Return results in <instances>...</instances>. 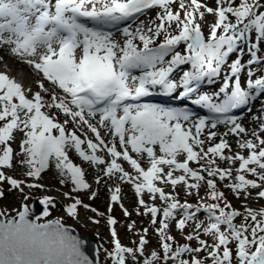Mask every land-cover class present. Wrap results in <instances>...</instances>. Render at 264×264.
Wrapping results in <instances>:
<instances>
[{"label":"snow or ice","instance_id":"snow-or-ice-1","mask_svg":"<svg viewBox=\"0 0 264 264\" xmlns=\"http://www.w3.org/2000/svg\"><path fill=\"white\" fill-rule=\"evenodd\" d=\"M214 4L209 7L201 0H0V50L6 48L39 77L35 81L38 90L33 92L0 72V169L13 168V160L20 156L19 162L27 165L24 175L38 179L54 163L62 177L59 183H70L71 192H79L90 186L85 172L69 158L68 151L74 149L82 161L106 165L104 176L130 184L144 209L137 214H150L151 223L159 224L156 231L163 255L152 251L143 264H155L160 259L165 264L169 260L173 264H206L196 256L182 258L202 251L207 252L211 264H264V208L246 207L243 213L232 209L216 184L217 177L220 181L231 178L224 186L238 198L242 192L250 194L249 189H259L257 196L264 198V138L253 131L254 140L237 142L239 149L247 150L246 156L239 152L226 156L225 150L231 151L226 140L211 144L214 131L208 132L207 141L201 136L218 122L230 123L231 134H244L246 129L241 124L229 118L209 125L204 117L194 118L182 107L144 102L159 91L169 99H190L210 113L227 114L250 103L253 95L264 94V75L252 79L253 70L246 69L239 57L247 50L248 65L264 61L255 42H264V0H214ZM154 8L159 9L155 20H142L135 28L130 24L123 27L120 39L106 30L135 21ZM206 14L213 18L207 36L202 30ZM161 36L163 40L158 42ZM180 45L184 47L178 50ZM232 53L237 57L229 63ZM186 65L191 70H184ZM225 66L227 72L218 91L200 92L203 83H215ZM45 82L51 87H45ZM60 115L65 117L63 123ZM89 117L98 119L94 124ZM69 123L77 129L69 131ZM101 129L106 130L104 135ZM259 130L264 132V124ZM16 133L21 135L19 152L11 146ZM216 158L238 161L239 166L234 170L221 168ZM190 162L199 164V170L190 167ZM123 163L132 171H126ZM249 175L255 179L247 178ZM5 182L9 191L21 193L24 186L43 187L26 184L24 179L0 170V183ZM158 184L173 189L181 185L187 195L192 190L198 193L203 186L214 202L195 206L180 203ZM119 193V187L111 191L112 202H120ZM145 193L152 200L158 195L165 206L160 209L146 204ZM64 196L69 197V193ZM95 196L92 192L89 199ZM70 198L73 202L65 208L69 217L78 216V206L103 215L79 198ZM39 202L44 205L43 216H47L52 198L44 196ZM108 210L111 212V204ZM201 210L206 220H197ZM124 215H130L127 209ZM241 216L243 222L234 224ZM39 219L29 218L27 206L18 211V219H0V264H92L82 251V242L70 235L60 220L40 223ZM173 220L182 233L189 221L195 222V234H187L185 239L197 240L198 247L183 244L173 248L169 241L174 237L166 231ZM107 223L113 226L117 221L108 216ZM127 228L131 231L133 224ZM147 231L144 229L145 234ZM201 232L213 242L200 239ZM111 237L113 247L107 257L112 264H126L125 254L134 259L136 253L143 256L148 243L142 235L137 248L125 247L114 227Z\"/></svg>","mask_w":264,"mask_h":264},{"label":"bare ground","instance_id":"bare-ground-1","mask_svg":"<svg viewBox=\"0 0 264 264\" xmlns=\"http://www.w3.org/2000/svg\"><path fill=\"white\" fill-rule=\"evenodd\" d=\"M202 3H206L209 7H215L214 0H201ZM177 8V5H173V9L175 10ZM159 11V9H151L147 10L143 15H139L138 18L135 21H131L130 25L132 28H135L137 24H139L140 21H147L149 19L155 20L156 12ZM212 16L206 14L205 22L202 24V30L205 36L208 35L209 26L212 21ZM158 22V21H157ZM174 27V26H173ZM117 39L121 38V30L116 31L113 34ZM248 39L252 40V34H249ZM257 44L264 45V42H261L259 40L255 41ZM180 47V46H178ZM246 51V50H245ZM0 69H3L6 74H12L13 77L19 79V83L25 88V89H32V91H37V85L35 81L39 79L37 77L35 71L26 63L21 62L18 58L12 56L7 49L0 50ZM259 69V68H257ZM262 71L264 75V66L259 69ZM246 72V69L243 71V74ZM179 75V73H178ZM225 75V71H222L221 76L216 78V84L212 86L214 91H218V87L222 83V78ZM255 75L252 76L254 78ZM45 87H51V85L47 82H45ZM264 95V94H263ZM47 99V97H45ZM251 114L246 115L242 119V127L246 129V132L244 134L240 135H234L229 132V129L225 125H216V127L213 129L209 127V129L206 131L205 134H202L201 139H204L207 141V134L210 131L216 132V137L213 138V140L210 142L211 144H215L220 141V139L226 140L231 145V151L225 150V155H235L237 152L243 155H247V150H241L238 148V141L244 140V139H255L252 136L253 131L257 132L262 138H264V132H260V127L258 123H264V97L260 100H255L252 103V107L250 109ZM61 118H64L63 115H60L58 117L59 121L61 123ZM96 118L89 117V120L91 123H96ZM69 131H75L77 129V125H74L72 123H69L67 125ZM86 131V129H84ZM104 129H101V134H105ZM79 134V132L77 133ZM89 135H91L89 133ZM21 139V135L19 133H16V140L11 142V146L13 147L15 152H19L18 142ZM105 139H111V137L106 136ZM208 146L206 143L205 148ZM83 148H86V145H82ZM199 149H197L198 151ZM101 155L102 154L99 153ZM69 158L72 160V162L82 168V170L85 172V180L89 184V188L79 191V192H71V184L65 183L60 184L59 180L62 179V177L59 175L58 170L53 168H49L46 172H42L40 178H30L26 177L24 175V172L27 171V165H22L19 161L21 159L20 156H16L13 160V168L11 169H0L5 172V175L12 176L16 179H24L27 183H38L43 185L42 188L38 189H29L27 186H24L23 193L19 191V194L16 195V198H21L22 194L29 193V194H40L39 199H42L44 196H49L52 198L53 201H59V202H68L72 200L70 197H77L80 200L84 202V204L90 205V208L97 209L98 213H102L103 215H98L97 213L92 212L90 209H81L79 208V213L74 220L76 222L81 223L83 226L89 229L95 230V234L99 236L100 238H103L104 242L101 244V247L98 248V260L101 264H110V259L107 257V251L109 250V245H111V233H110V226L108 225L106 218L111 214L109 212V204H111V211L117 210L118 215L116 213L115 220L117 221L116 226L119 221H125V220H132L133 222V229L131 231L128 230L126 226L124 227H116L115 230L117 233H120L123 229H126L127 234H129V237L131 239V247L130 248H137L139 246V235H143L145 239L148 241V243L144 246L143 249V256L140 255V253L135 254V259L132 255H130L127 260L126 264H131L132 262L134 264H143V260L150 258V247L152 246H158L160 245V238L156 231L157 225H153L151 223V216L149 215H138L137 212L143 213L144 209L138 204V198L135 195V191L132 188V186L126 182L120 181L116 177H107L104 176L102 169L106 165H91L89 162L82 161L81 158L78 157L77 154H74V149H70L68 151ZM142 166H146V162L142 161ZM201 163H204L206 165V161H201ZM216 163L221 168H236V163H229L226 160H220L219 158H216ZM237 165H239V162H237ZM123 166L126 171L131 172V168L126 164L123 163ZM207 166V165H206ZM190 167L199 170V164L196 162H190ZM49 173V174H48ZM179 174V173H177ZM203 175H207L206 173H201ZM235 175V171H233V176ZM43 177V179H42ZM97 178H99L100 182L97 183ZM247 178L249 179H255L251 175H249ZM116 179V181L114 180ZM230 179H226L224 181H220L219 178H216V184L219 191L224 193V196L227 199V202L231 204L232 209L238 210L240 212H244V209L251 208L253 210H259L261 208H264V199L259 198L257 196V193H255V189H249L250 194L241 193L239 198L236 196L235 193H233L229 188L225 187L224 185L230 182ZM114 180V181H113ZM259 182V181H257ZM158 186L164 188L165 192L171 193L173 196L179 200L180 203H182V200L185 198H188L190 200V203L192 205H197L198 203H213L214 201H211L207 195H206V189L202 186L199 189V192L197 193L196 190H192L191 195H187L185 189L181 185H177L175 189H173L170 185H160ZM116 187L120 188V202H112L111 201V191L115 190ZM10 188V186H9ZM259 191V190H258ZM69 193V197H65L64 193ZM95 192L96 196L92 199H89V196H91V193ZM143 198L145 200L146 204L149 205H155L156 207L162 209L165 205L164 203L158 198L155 200H152L149 198L148 194H143ZM221 203V206H223V201H219ZM121 204L123 207H121ZM106 207V208H105ZM127 209V211L130 213L129 216L124 215V210ZM7 211V209H4ZM194 210V209H193ZM229 209H226L228 211ZM49 211V210H48ZM50 213V211H49ZM68 215L65 214V217ZM81 216V217H80ZM61 217V216H60ZM57 218V217H56ZM105 218V221H104ZM161 217L158 215L157 220L159 221ZM180 218V210H177L176 213V219ZM98 221V223H94L93 221ZM197 220H206V213L201 210V212L197 213ZM236 222L234 224H241L243 222V216L235 218ZM194 221H189L188 225L185 227L183 233L176 229L175 227V221L169 222V228L166 230L168 235H171L174 237L172 241H169V243L172 244L173 248L188 244L192 248H196L199 246L197 240L188 241L185 239V236L187 234H195L194 233ZM144 229H147V233L145 234ZM223 230V229H222ZM200 239H204L206 242L211 244L212 238L210 236H204L201 232ZM161 256L163 255V252H160ZM138 255V256H137ZM140 255V257H139ZM191 256H196L198 259H204L206 264H211L210 259L207 258V252L202 251L200 253H188L184 254L182 256L183 259H189ZM165 264V261L162 259L157 260L155 264ZM166 264H173V261L169 260L166 262Z\"/></svg>","mask_w":264,"mask_h":264},{"label":"rangeland","instance_id":"rangeland-1","mask_svg":"<svg viewBox=\"0 0 264 264\" xmlns=\"http://www.w3.org/2000/svg\"><path fill=\"white\" fill-rule=\"evenodd\" d=\"M160 39L163 40V37L162 36L158 37L157 41H159ZM261 50H264V45L262 46ZM52 167H54V165ZM42 179H43V177H42ZM0 189H2L4 191V197L0 198V212L4 213V216L15 215L16 212L20 209V207H21V205L23 203L29 204L32 201L33 198L37 199L39 197V195H40V194L25 193V194L21 195V198H16V195L19 194V191L18 190L9 191L10 188H9V185H7L6 182L5 183H0ZM258 190L259 189H255V193H257ZM24 196H27L28 199H24ZM186 199H188V198H185L184 200H186ZM66 205L67 204L61 203L59 201L53 202L52 205L49 206V209L52 212L49 215H47V216L41 217L39 219V221H44L46 219L53 218V219L60 220L62 223H66V224L72 225L77 230L85 231V232H87L90 235L95 234V230L86 228L81 223L76 222L73 219V217H69V216L65 217L64 214L66 213L65 212V206ZM4 209H7V211H5ZM115 213H117V215H118V212H115ZM104 221H105V218H104ZM132 222H133L132 220L119 221L117 226L118 227H124V226H127L128 224H132ZM120 237L124 240V242L126 243L127 247L131 246V239L129 237V234H127V232H126V229H123L120 232ZM97 238L99 240L98 246L100 245V247H101V244L104 242V240H103V238H100L99 236ZM110 250H111V248H110V245H109V250L107 252H110ZM150 251L151 252L152 251H155V252L157 251L158 253H160L162 251V248H161L160 245L152 246V247H150ZM110 264H112L111 261H110ZM131 264H134V263L132 262ZM159 264H161V262Z\"/></svg>","mask_w":264,"mask_h":264},{"label":"water","instance_id":"water-1","mask_svg":"<svg viewBox=\"0 0 264 264\" xmlns=\"http://www.w3.org/2000/svg\"><path fill=\"white\" fill-rule=\"evenodd\" d=\"M29 218L32 220H36L37 217L42 215V209L36 207L34 204L31 205L29 208ZM23 210V209H22ZM14 218L13 216H8L6 218ZM0 219H3V216H0ZM17 219H18V213H17ZM49 221H53L54 220H47L43 223L49 222ZM69 232L70 235L75 236L78 240H80L82 242L81 248L82 251L84 252V254L88 257V259L92 262V264H99L97 261V255H96V242L97 239L94 236H90L87 233L84 232H78L76 231L74 228L67 226V225H63Z\"/></svg>","mask_w":264,"mask_h":264}]
</instances>
